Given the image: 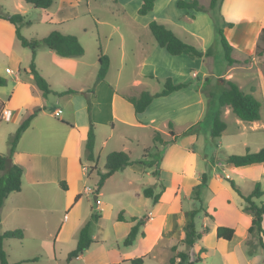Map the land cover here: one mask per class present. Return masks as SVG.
I'll return each mask as SVG.
<instances>
[{"label":"crops","instance_id":"1","mask_svg":"<svg viewBox=\"0 0 264 264\" xmlns=\"http://www.w3.org/2000/svg\"><path fill=\"white\" fill-rule=\"evenodd\" d=\"M198 1L203 4L210 2V0ZM245 1L220 0L219 7H214V9L230 18V21L235 19V23L232 22L234 23L233 27H228L227 31L234 30L240 24L243 27V33L252 28L250 30L253 33L250 50L247 51V54L251 53L252 56L246 62L249 64L248 69L255 70L252 78L257 79V81L247 85L245 89L242 85L233 82L243 92L252 94L260 101V118L254 121H243L228 106L221 107L220 119L226 124V127L220 136L212 137L210 127L203 133L201 126H199L197 132L180 137L176 142L157 144V146L153 143L154 148L159 150L157 165L154 164L149 167L141 163H132L111 174L97 193H94L95 189L93 190L88 186V181L91 179L93 171L97 173V169L103 170L107 153L121 150L125 151L132 161L142 158L146 147L138 140H134V126L149 127L153 130L159 129L163 138L168 140L170 138L169 123L174 133L179 134L189 126L197 122L200 123L204 116L209 118V111L215 108L216 104L214 107H211V105L208 107V102L211 104L213 93L218 91L215 92L213 88H210L208 95L204 96L202 85L197 88L186 86L172 91L168 95L154 98L143 112L135 113L132 105L124 97L134 94L118 89L117 83L110 81L106 74L104 81L94 79L93 91L90 93H86V90L91 87L84 80L80 81L78 87L56 91L55 94L65 99L64 109L63 111L60 108L48 111L45 109L46 103L50 99L48 97L55 92L50 87V76L52 77L55 73L48 68L46 69L47 65L44 62L50 60L53 64L66 63L64 65L65 70L57 68L59 76L65 77L67 74L69 76L72 74L71 71L75 68V62L78 60H74L76 57H61V60H58L54 56L57 55L54 51L50 49L37 51L39 47L36 49L35 66L46 79L53 92L43 96L34 83L28 65L24 70L32 78L24 82L19 76H15L11 93L7 99L0 95V102L3 104L0 113L3 110H9L11 117L8 121H4L16 126L15 128L26 117L35 112L29 126L22 133L10 159L11 163L22 167L21 188L19 191L11 192L5 199L1 209L0 222V233L7 229L21 228L24 232L23 240L32 236L34 242L25 243L22 239L4 240L8 262L17 264H60L61 261H66V264H127L124 260L141 255H146L145 259L147 257L154 258L155 255L152 253L154 248L158 246L159 249H164V258L169 262L174 252L183 251L186 246L182 239L190 221L189 212L201 206L200 211L195 214L194 218L198 217L201 212L203 214L202 228L207 227L208 230L195 243L199 241L208 247H217L219 243L226 244L225 250L234 257L235 264H238L233 245L238 230L242 232V235L236 243L237 245H240L241 240L248 241L253 245L254 240L252 241V238L255 236L248 233L252 215L243 208V198L232 188L230 181L238 186L243 195L247 194L242 191L241 183L249 181L253 182L254 185L259 183L262 194L264 193V162L235 166L225 161V157L229 154H243L246 151H257L264 147V70L255 67L256 59L264 56V53L255 55L259 35L264 27V5L259 12L258 20L252 24L247 20L250 15L249 7L242 6ZM78 2L80 0H54L49 8L43 9L51 14L50 21L55 25L49 27L47 32L57 29L63 34H73L79 38L76 31H73V27L67 25L65 19L55 17L58 11L66 8L65 6L75 7ZM119 4L123 5V3ZM19 5H21V2H19ZM3 21L6 20L0 19V38L12 44L14 35L5 33L2 30ZM63 27H65V30H63ZM112 28L114 30L110 32L100 33L103 34L104 38L110 37L114 31L119 33L120 51L123 55V37L120 26L113 25ZM82 32H86V30H82ZM230 43L232 44V41ZM3 50L9 55V50L7 51L5 48ZM108 57L110 66L111 57L110 55ZM236 62L238 61L228 63L227 74L219 73L218 77L231 80L233 78L232 65ZM246 62L243 61V63ZM19 63L20 58L16 61V66ZM95 66H99L98 55H96ZM93 68L92 64L91 70ZM9 70L11 73L12 70ZM94 72L96 73L95 69ZM0 75L4 76L1 69ZM214 87L217 88V86ZM68 89H72L74 92L58 94ZM187 91L190 93H188L190 95L189 100L185 98ZM34 93L38 96L39 103L31 106ZM171 95L179 98L176 103L179 113L180 111L185 113L186 108L189 106H196L193 119L185 125L184 129L172 125L171 119L166 116L169 102L171 103L174 98L159 100L171 97ZM88 96L91 101L90 113L87 110ZM155 101L157 102L155 104L156 111L152 110L147 113L149 107ZM57 110H60L59 113L63 115L59 116ZM230 111L237 117V119L232 118L237 125V131L234 132L228 130L225 119L230 115ZM157 118H159L160 125L155 124ZM90 122L93 123L95 130L93 152L97 162L95 169L84 171L81 161L82 156L85 155L84 144ZM116 122L121 128L126 129H122L120 134L114 135ZM101 125H104V127L110 126L107 132L103 133L100 128L99 133L102 134L98 136V127ZM134 142L137 143L135 149H140L139 155H135L136 159H134V145H132ZM114 144L119 147H113ZM101 157H103L104 162L99 167ZM93 165L92 162H89L86 167L89 168ZM155 168L158 169L157 176L153 175ZM225 171V178L230 180L222 183L220 172ZM204 172L207 173V180L199 189L200 201H198L194 198V187L200 182V176ZM98 178L97 174V178L93 180L95 188ZM147 186H153L155 193L162 187L160 197L156 203H153L150 197L143 195V189ZM86 188L89 190L88 192ZM220 192L226 193V205L230 206V210H233L231 213L234 214L235 219L220 220L216 217V198ZM95 195L96 200H94ZM91 197H93L94 204ZM134 201L139 207L135 212ZM122 210L125 220L118 221L116 215ZM93 212L98 215V219L91 221L90 224V234L94 242L77 257L67 260V254L70 251V249H67L62 258H58L56 253L58 243L64 240L68 241L67 237L70 234L72 237L75 236V243H77L80 228L91 220ZM131 217L144 220L134 243L129 246L121 245L117 249L118 257L115 261L110 262L106 257V252H104L103 257H97V249L103 248V243H106V241L118 242L123 240L135 223ZM210 222H213L212 225H210ZM218 226L233 228L232 237L229 240L218 238L216 236ZM262 226L264 229V217ZM228 245L231 247H228ZM201 248H205V251H207L205 246L202 245ZM259 249L260 251L264 250L261 247ZM259 249L255 248L252 251H258ZM261 252H263L264 257V251ZM32 258H36V260L25 261ZM175 258L176 261L179 260V258ZM245 262L246 264H254L251 258H247Z\"/></svg>","mask_w":264,"mask_h":264},{"label":"rangeland","instance_id":"2","mask_svg":"<svg viewBox=\"0 0 264 264\" xmlns=\"http://www.w3.org/2000/svg\"><path fill=\"white\" fill-rule=\"evenodd\" d=\"M177 1L155 0L153 9L142 16L137 13L142 0H80L75 7L65 6L66 8L62 11H58L55 17L65 19L67 25L73 27V31H76V34L79 37L78 39L84 48V54L74 58V60H78L75 62V68L71 71L72 74L70 76L67 74L65 77H60L57 70H65L64 65L66 63L53 64L50 60L49 62L46 60L44 62L47 65L46 69L48 68L55 73L52 77L50 76V87L55 90V92L67 88H75L80 85L81 80L87 81L90 87H92L99 68V66H95V61L96 55L99 53L98 47L100 46L102 53L106 55L108 54L111 57V64L108 67L107 78L110 81L117 83L116 85L120 90H124L134 95L142 90L156 93L163 89L165 80L170 78L171 82L174 84L186 83L187 86H194L195 88L202 85L203 95H208L212 88L215 92L220 89L223 82L220 81L222 79L218 77L220 75L219 73L227 74L229 69L219 39V28L222 29L223 35L228 42L230 43V41H232V44L230 43L232 46L231 57L238 61L232 65L233 78L231 80L242 85L244 89L247 85L256 82L257 79L255 80L252 78L255 70L247 68L249 65L247 63L248 61L243 63V61L245 62L249 56H252L251 53L247 54V51L250 50L251 37L253 35V33L250 32L252 28H249L246 33H243L244 30L240 24V26L235 27L234 30L227 31L228 27H233L235 19L230 21V18L214 8L211 9V11H197L194 8L182 9L177 7ZM19 2H21V5H19ZM119 3H123V5H120ZM263 5L264 0H246L242 4L245 8L249 7L250 9V15L247 18L248 22L253 24L258 20L259 12ZM0 11L20 13L25 16L26 20L30 21V24H23L20 27L21 34L26 38H42L49 33L47 32L49 27L55 26L54 23H51L50 21L51 14H49L48 11L32 7L23 0H0ZM153 20L164 24L182 41L195 46L198 50L205 51L206 49L211 48L212 54L209 56L193 58L186 54H169L164 48L156 43L149 30L148 23ZM2 23L4 24L2 30L5 33L14 35L12 44L0 38V69L4 73L3 77L8 82L7 85L1 87L0 95L4 97V99H7L11 93L15 76H19L24 82L32 78L31 75L27 74L24 70L29 65L31 51L20 45L15 34H13L15 31L11 22L6 20ZM113 25L120 26V32L123 37V55H121L120 51L119 33L114 31L108 38H104L103 34L100 33L114 30L112 28ZM63 30H65V27H63ZM82 30H86V32H82ZM262 44V40L259 39L257 45L262 46ZM4 48L5 50L10 51L9 55L3 50ZM38 50L46 51L48 48L41 44L37 51ZM54 56L58 60H61V57H58L57 55ZM18 58H20V63L16 66ZM92 64L94 67L93 70H91ZM6 67L11 69L12 72H6ZM255 67H260L264 70V56L256 59ZM94 69L96 73L94 72ZM214 86H217V88ZM188 93L189 91L185 93L186 100H189L190 98ZM216 95L217 93H213L212 102L211 104L208 102V107L210 105L211 107H214V105L217 104ZM48 98L50 99L46 103V110L53 111L54 109L60 108L61 111H63L65 99L62 96L51 93ZM170 98H174V100H172L171 103L169 102L166 116L171 119L172 125L174 124L177 128L184 129L185 125L193 119L196 106H189L186 108L185 113L183 111H180L179 113L176 104L179 98L171 95V97L159 100H170ZM38 103L39 98L34 93L31 106L37 105ZM156 103L157 102L155 101L153 105L149 107L147 113L152 110L156 111ZM58 115L62 116L63 114L59 113ZM232 118L237 119V117L231 112L225 119L228 124V130L234 132L237 131V125ZM210 123V119L204 116L203 120L199 123L203 133H205L210 127ZM155 124H161L159 118L156 119ZM110 125L105 127L104 125L99 126L97 135L101 136L103 132H107ZM15 127L16 126H12L11 123H7L3 119H0V153H7L9 136L17 129ZM100 128L102 132L101 134L99 133ZM122 129L125 130L126 128H121L118 122H116L114 135L120 134ZM157 130L160 131L159 129ZM153 131V128L134 126V140L136 139L139 143L145 145L148 150L147 155L149 159L157 158V155L159 154V150L155 149L153 145ZM132 145H134V159H136L135 155H139L138 153L140 149H135V147L137 148V143L134 142ZM113 147L119 146L114 144ZM106 149L107 147L105 150ZM103 162V157H101L99 167L103 165ZM81 163L82 167L89 164L85 155L82 156ZM226 171L220 172L222 175V183L229 182L230 180L224 176ZM90 178L88 186L94 190L95 186L93 185V180L97 178L96 171H93ZM254 186L253 182L250 181L241 183V189L246 194L251 192ZM225 197L226 193L220 192L216 198V217L220 218V220L235 219L236 217L231 213L233 210H230V206L226 205L227 198ZM91 201L93 203V197H91ZM260 201L264 202V193L260 198L256 199V202ZM137 208H139L138 204L134 201V212ZM202 216L203 214L200 212L198 217L193 218L194 227L197 231L203 229ZM190 218L191 216L189 215V219ZM212 223L213 222H210V225H212ZM70 235L67 237L68 241L64 240L58 243L56 251L58 258H62L67 249L71 250L75 248V236L72 237ZM241 235L242 232L238 230V234L233 242L235 258H237L236 260L238 264H246L245 261L247 258H251L254 264H264L263 252H261L264 250L260 251L257 237L255 236L252 238V241L254 240L252 242L253 245L245 240H241L240 245H237L236 243L240 240ZM32 238L33 237L30 236L24 240L22 238V240L25 243H33L34 241ZM103 244L104 247L97 249L96 251L97 257H103L104 252H106L107 259L110 262L115 261L118 257L117 249L121 247L122 241H106V243ZM202 245L206 247L207 251L200 254L204 259L195 264H235L234 257L225 250L226 244L223 243H219L217 247H208L204 245V243L198 241L193 246L186 245L182 252H185L188 255L189 260L194 261ZM229 246L230 245H228V247ZM255 248H258L259 250L252 251V249ZM176 253L177 252H174V255L172 256H175ZM152 254H154L155 257L144 258V264H170L168 260H165L164 258V249H159V246L154 248ZM177 262L178 261H176L175 258V263ZM60 264H66V261H61Z\"/></svg>","mask_w":264,"mask_h":264},{"label":"trees","instance_id":"3","mask_svg":"<svg viewBox=\"0 0 264 264\" xmlns=\"http://www.w3.org/2000/svg\"><path fill=\"white\" fill-rule=\"evenodd\" d=\"M54 0H24L25 3L31 5L32 7L39 9L49 8ZM155 0H142V3L137 11L138 15L142 16L147 14L153 9ZM220 0H210L208 5L200 3L198 0H178L176 2L177 7L182 9L194 8L197 11H209L214 7H219ZM0 19H5L11 22L15 26V35L21 46L29 48L31 50V60L29 64V72L32 74L33 80L37 88L42 92L43 96L53 92L46 79L40 74L35 66V51L41 45H45L48 49L54 51L60 57H79L84 54V48L79 42L78 38L73 34H63L57 29L51 30L47 35L42 38H26L20 33V27L23 24H30L29 20L25 19L20 13H9L0 11ZM231 25V23H230ZM149 30L153 35L156 43L164 48L169 54L178 55L186 54L189 57H204L212 54L211 48L205 51L198 50L195 46L182 41L172 30L167 28L164 24L159 23L155 20L148 23ZM220 43L224 50V57L228 63H233L236 60L231 57L232 46L223 35L222 29H218ZM259 39L262 40V46L256 47L255 54L260 55L264 53V27L261 29ZM98 63L99 68L96 75V81H104L105 76L109 67V57L103 54L100 46L98 47ZM251 56H249L246 61H249ZM223 84L217 92L216 107L209 111L208 117L210 118V133L212 137L220 136L221 132L225 129L226 124L220 119V108L228 106L231 111L243 121H254L260 118L261 103L252 94L243 92L236 83L229 79L221 78ZM6 85V79L0 75V87ZM186 83H172L170 78H167L164 82V87L161 91L156 93H150L147 90L140 91L137 95L124 96L125 99L132 105L135 113H141L145 108L151 103V101L159 96H165L172 91L186 87ZM93 91V87L88 88L86 93ZM74 92L72 89L65 90L58 94H67ZM57 93V92H53ZM3 104L0 102V111L2 110ZM87 110L91 111V101L89 96L87 97ZM35 115L30 114L26 117L17 127V129L9 136L8 145L9 149L7 153H0V222H1V209L4 205L5 199L11 192L19 191L21 188V177H22V167L18 164L11 163L10 159L12 154L16 149V145L22 135V133L29 126L31 118ZM169 126L170 138L165 140L162 133L158 130L153 131L152 140L155 146L157 144H167L176 142L180 137L186 136L188 134H193L199 129V122L189 126L184 131L179 134H175L172 130L171 124ZM94 141H95V130L92 122L89 123L86 140L84 144L85 158L87 161L92 162L94 165L90 166L88 170L95 169V164L97 162L94 156ZM148 150H144L142 158L137 161H132L129 155L125 151L115 150L107 153L105 156V162L103 165V170L97 169V174L99 176L98 182L95 188L97 193L98 189L101 188L104 181L114 172L124 169L125 167L131 165L132 163H141L146 166L157 165L158 158H148ZM154 155V154H153ZM155 156V155H154ZM227 163H232L235 166H243L252 163H262L264 162V147H261L257 151H246L243 154H229L225 157ZM158 169L155 168L153 175L157 176ZM207 173L204 172L200 176V182L194 187V198L198 201L199 199V189L202 185L206 183ZM230 184L236 192H238L244 201V209L247 210L251 215V223L248 227V233L257 237L258 245L264 249V229L262 226V220L264 217V202H256V199L260 198L262 195V190L259 183H256L253 190L247 194L243 195L238 186L230 181ZM63 185V184H62ZM162 187L158 192H154L153 186H147L143 189V195L150 197L153 203H156L160 197ZM201 209V206L191 210L189 215L191 216L190 221L186 227L185 235L182 239L183 243L188 246H193L196 240L200 239L202 235L207 232L208 228L204 227L202 231H197L194 227L193 218ZM98 219L96 213H92L91 220L87 221L79 230L78 239L75 248L70 250L67 254V260L73 257H77L83 253L93 241L90 234V224L91 221ZM135 221L134 225L131 226L130 230L122 240L123 246H129L134 243L136 236L140 232V227L144 223L143 219H137L136 217H131ZM116 220H125L123 215V210L119 211ZM234 230L230 227L218 226L216 229V236L218 238H223L229 240L232 237ZM24 237V232L21 228L7 229L0 233V264H17L10 263L7 260V254L4 249V240L7 239H17L21 240ZM205 251V248L199 250L198 255L194 261L189 260L188 255L185 252H177L175 256L169 259L170 264H195L202 260L201 253ZM146 255L137 256L134 258L126 259L124 262L127 264H143ZM175 257L179 258L178 262L175 263ZM36 258L25 261H33Z\"/></svg>","mask_w":264,"mask_h":264},{"label":"built area","instance_id":"4","mask_svg":"<svg viewBox=\"0 0 264 264\" xmlns=\"http://www.w3.org/2000/svg\"><path fill=\"white\" fill-rule=\"evenodd\" d=\"M5 71L10 72L9 68H7ZM59 112H60V110H57V113H59ZM10 117H11V112L9 110H3L1 115H0V119L6 120V121H8L10 119ZM82 169L84 171H87L88 167L85 166V167H82ZM86 191L88 192L89 190L86 188Z\"/></svg>","mask_w":264,"mask_h":264},{"label":"water","instance_id":"5","mask_svg":"<svg viewBox=\"0 0 264 264\" xmlns=\"http://www.w3.org/2000/svg\"><path fill=\"white\" fill-rule=\"evenodd\" d=\"M94 200H96V195L94 196Z\"/></svg>","mask_w":264,"mask_h":264}]
</instances>
